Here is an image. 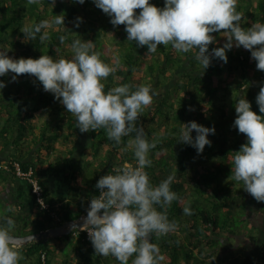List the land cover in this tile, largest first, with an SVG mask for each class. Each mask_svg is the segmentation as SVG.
Returning <instances> with one entry per match:
<instances>
[{
    "label": "trees",
    "instance_id": "16d2710c",
    "mask_svg": "<svg viewBox=\"0 0 264 264\" xmlns=\"http://www.w3.org/2000/svg\"><path fill=\"white\" fill-rule=\"evenodd\" d=\"M150 2L158 7L164 5V0ZM236 8L242 14L240 23L243 27H250L255 21L264 22V0H237ZM61 13L65 15V27L70 32L59 25L48 30L49 39L45 43H41L38 37L23 42L20 28ZM77 16L83 17L78 28L73 25ZM109 20L92 0H85L84 4L76 0H54V4L53 0H35L31 4L27 0H0V50L8 51L7 54L14 58H38L42 54L71 58V49L66 45L74 39L90 40L94 43L93 50L100 53V59L108 64L113 61L110 65L116 68L102 81L105 91L123 83L151 85L155 96L152 103L139 113L137 120V125L144 127L148 139L157 141L149 152L151 166H146L145 171L153 185L173 175L171 188L180 198L172 201L166 209L168 219L176 223L175 230L161 236L152 234L151 242L158 245L164 256L160 264H228L229 255L216 261L211 250L222 247V238L232 242L231 238L236 239L244 233L255 245L256 252L255 255L243 253L239 264H264V226L249 223L247 217L250 206H255L258 212L264 211V202L256 201L243 189L242 182H235L231 177V152L238 151L240 145L246 142L245 134L232 126L236 115L234 104L244 96L250 101L252 110L260 114L255 97L261 83H264V71L257 70L249 50L233 47L227 52V63L215 59L202 75L203 66L194 59V51L178 53L168 44L158 46L154 53H147L146 46L137 47L133 41H127L123 24L114 27ZM60 35L66 36L63 44L59 41ZM213 35L217 37L218 44L209 45L210 49L224 43V38L218 33ZM106 51L113 58L116 55L115 60L104 56ZM11 75L0 77L6 84L0 90V141L3 146L14 144L17 153L21 152L17 149L25 148L27 143L26 147L45 141L51 145L69 142L73 128L77 127L75 118L63 105H58L53 94L43 91L34 76L21 74L16 81H11ZM241 86H244L243 90ZM26 100L35 102L33 110L24 107ZM40 103L42 106L38 107ZM189 106L193 110H189ZM36 119L39 127L34 124ZM192 120L197 123L202 121L201 125L206 124V127H215V134L208 137L211 146L206 145L200 154L195 148L179 143L177 135L179 123ZM192 135L195 137V130ZM89 137L91 160L98 161L99 174H96L91 161L84 166V175L77 171L71 160L58 159L54 165L60 164L65 171L64 179L70 194L63 201H59L46 184L47 174L50 171L57 173L58 167L49 165L38 171L34 164L21 163L19 159L6 161L9 169L0 164V178L7 173L23 181L32 200V216L31 209L28 215L8 209L0 216V223L4 222V217L15 221L12 235H30L70 221L78 217V214L72 217L73 205L78 207L79 213H86L87 202L98 195L99 190L95 187L97 180L124 162H135L130 147L121 151L127 146L128 137H123L121 144L116 145L108 139L103 128L90 129ZM105 146L108 153L100 156L99 152ZM48 149L51 150V147ZM14 164H18L23 172L31 169L32 177L37 179L41 188V199L46 208H40L35 196L30 193L29 184L15 175ZM79 180L80 186L77 185ZM186 205L191 208V215L183 214L182 209ZM156 207L165 210L158 205ZM245 225H250L254 235L246 232ZM61 237H70L76 264H93V260L96 264H104L110 258L115 264H120L111 255L95 254L83 232L77 237L69 233L54 239ZM51 239L19 247V264H41V254L45 255V263L49 264L48 257L57 250ZM131 259L128 264H131ZM70 260L64 259L65 264Z\"/></svg>",
    "mask_w": 264,
    "mask_h": 264
},
{
    "label": "clouds",
    "instance_id": "9594fccd",
    "mask_svg": "<svg viewBox=\"0 0 264 264\" xmlns=\"http://www.w3.org/2000/svg\"><path fill=\"white\" fill-rule=\"evenodd\" d=\"M27 2L31 4L35 0ZM76 2L84 4L85 0ZM92 2L110 18L114 27L123 24L127 41H133L137 47L146 46L147 53L168 44L178 53L194 51V59L203 66V75L213 60L227 63V52L233 47H243L250 51L257 70L264 71V22L255 21L250 27H243L237 0H164L163 7L150 0ZM137 9L140 11L136 12ZM82 22L83 17L77 16L73 25L78 28ZM59 25L67 29L64 13L26 24L20 28L23 42L38 37L45 43L49 39L48 30ZM213 33L223 37L224 43L210 49L209 45L218 44ZM65 40V35L59 36L61 44ZM66 46L71 49V58L46 54L38 58H14L8 51L0 50V77L11 73V81H16L21 74L34 76L43 91L53 94L75 118L82 133L103 128L116 145L121 144L123 137H128L127 146L121 151L130 147L136 166L116 167L114 174L108 173L97 180L98 195L89 200L87 215L79 229L87 232L97 255H111L120 264H128L130 257L131 264H160L164 256L148 237L175 230L176 223L168 219L166 209L180 198L171 188L173 175L153 185L145 171L146 166H151L149 152L157 141L148 139L137 120L139 113L152 103L155 92L151 85L129 83L105 91L102 81L116 68L100 59V53L93 50L94 43L90 40L74 39ZM5 86V81L0 80V90ZM255 101L260 114L252 110L244 96L234 104L236 115L232 126L245 134L246 142L238 151L231 152V177L235 182H242L243 189L256 201L264 202V83ZM189 110H193L191 106ZM179 124V143L195 148L197 154L202 153L206 145L211 146L208 137L215 134L214 126L206 127L195 120ZM0 164L3 166L6 162ZM157 205L165 210H158ZM182 212L191 215L192 210L186 205ZM3 221L0 223V264H19V245L33 237L20 240L11 233L15 221L11 217H4Z\"/></svg>",
    "mask_w": 264,
    "mask_h": 264
},
{
    "label": "crops",
    "instance_id": "0c3cea01",
    "mask_svg": "<svg viewBox=\"0 0 264 264\" xmlns=\"http://www.w3.org/2000/svg\"><path fill=\"white\" fill-rule=\"evenodd\" d=\"M34 105L35 102L31 100H26L24 102V107L30 110L34 109ZM58 105H60V103H58ZM58 105L57 108L60 109ZM41 106V103L38 104V107ZM36 114L40 115L41 113ZM34 124L37 127L40 126V123L37 119L34 121ZM27 141L30 142V139L27 138ZM27 144L25 145V148L17 149L21 150V152L15 153L14 144L4 147L0 141V162L3 163L10 159H19L21 163L34 164L35 168L38 171H41L49 167V165H54L58 159L60 160L62 158H67L76 165L77 171L84 173V170H81L80 168L81 164L85 166L88 161H92L91 138L89 137V131L82 133L77 127L73 128L72 135L69 136V142L65 144L60 142L51 145L48 141H45L35 145L30 144L28 147H26ZM71 146L73 150H71ZM48 147H51V150H49ZM70 150L72 151L71 154H69ZM101 154L102 148L99 152L100 156ZM54 166L58 167L59 170L57 173L50 171L47 174L46 184L50 188L53 195L58 198L59 201H63L70 195H68V187L65 182L66 180L64 179L65 171L60 168V164H56ZM93 168L97 171L96 174H99L100 167L95 166ZM93 181L94 179H92L91 182ZM18 196H20V199H18ZM31 205L32 200L28 193L26 184L23 181L18 180L16 177L14 178L10 174L3 173L0 178V206L4 209L0 210V214H6L8 209H12L19 212L23 211L25 215H28ZM72 209L78 210V207L73 205ZM30 215L32 216V209ZM63 247L64 245L59 244V248H61V250ZM70 252L73 253L72 249H70ZM61 264H65V262Z\"/></svg>",
    "mask_w": 264,
    "mask_h": 264
},
{
    "label": "rangeland",
    "instance_id": "374dc122",
    "mask_svg": "<svg viewBox=\"0 0 264 264\" xmlns=\"http://www.w3.org/2000/svg\"><path fill=\"white\" fill-rule=\"evenodd\" d=\"M109 54L110 53L108 51H106V53L103 55L107 56L108 59L112 58L115 60L116 55H114L115 58H113ZM112 63H113V61L110 62V64H112ZM214 81H217V80L214 79ZM241 89L243 90L244 86H241ZM162 92H163V90H162ZM201 122L202 121H199L198 123L201 124ZM203 125H206V124H203ZM107 153H108V150H107L106 146L102 147L101 156H106ZM97 163H98L97 160L91 161L92 167L97 166ZM80 168H81V170L85 169L82 164H81ZM89 177L90 176H88V178ZM77 183L80 186L81 182L78 181ZM2 209H4V208L0 206V210H2ZM85 212H86V210H85ZM77 214H78V216L81 215V213H79L78 210L73 209L72 210V215H73L72 217L73 218L76 217ZM247 215H248L247 217H248L249 223L258 224L259 226H264V211L258 212V210H256L255 206H250ZM0 216H1V214H0ZM245 229H246L247 233H249L250 235L251 234L254 235L253 231L251 230L250 225H245ZM230 240L232 242H228L226 239L222 238L221 239V246L223 248L218 247V248L214 249L213 251L211 250L212 254L214 255V259L216 261H218V259H222L226 255H229V258H227L228 264H230L231 262L234 263V261L235 262L238 261L237 264H239V262L242 259L243 253L247 252L248 254L255 255V252H256L255 251V245L250 242L248 234L244 233V235L238 236V237H236V239L231 238ZM50 242H51V244L56 246L57 250H55V252L50 254V256L48 257V258H50L49 264H61L64 262V259H68V260L72 259L68 262V264H70V263L76 264L75 253L70 252V249H71L70 237H61L59 239L53 238L50 240ZM59 244L64 245L62 250H61V248H59ZM113 260H114L113 258H110V261L108 260V262H105L104 264H115ZM93 264H96L95 260H93Z\"/></svg>",
    "mask_w": 264,
    "mask_h": 264
},
{
    "label": "water",
    "instance_id": "95a60500",
    "mask_svg": "<svg viewBox=\"0 0 264 264\" xmlns=\"http://www.w3.org/2000/svg\"><path fill=\"white\" fill-rule=\"evenodd\" d=\"M87 215V213H84V214H81L79 215L78 217L70 220V221H67V222H64L62 223L61 225L59 226H55V227H50V228H47L43 231H40L38 233H33V234H30V235H25V236H17V235H14L16 237H18L20 240H24V238L26 237H33V239H29V240H25L23 241V243H21L19 245V247L21 246H25L31 242H37V241H47L49 238H57V237H60V236H66L68 235L72 230H80L79 229V225L83 224V218ZM149 239V242H151V239H152V236L150 235L148 237Z\"/></svg>",
    "mask_w": 264,
    "mask_h": 264
},
{
    "label": "built area",
    "instance_id": "2783aa9c",
    "mask_svg": "<svg viewBox=\"0 0 264 264\" xmlns=\"http://www.w3.org/2000/svg\"><path fill=\"white\" fill-rule=\"evenodd\" d=\"M129 166H136V161L135 162H124L123 164L117 166V167H120V168H123V167H129ZM3 168L4 169H9L7 167V165H3ZM14 171H15V175L18 176L19 178L25 180L29 186H30V192L32 195L35 196L37 202L39 203L40 205V208L41 209H44L46 208V205L43 203L42 199H41V188L37 182V179L36 178H33L32 177V171L31 169H28L26 172H23L21 171V169L19 168L18 164H14ZM110 174H114V169H112L110 172H108ZM107 173V174H108ZM89 202V201H88ZM88 202L86 204V209L88 207ZM84 233L85 234V239L89 240L88 238V234L86 231H81V230H73L71 232V235L72 237H77L79 236L81 233ZM40 260H41V264H45V255L44 254H41V257H40Z\"/></svg>",
    "mask_w": 264,
    "mask_h": 264
}]
</instances>
